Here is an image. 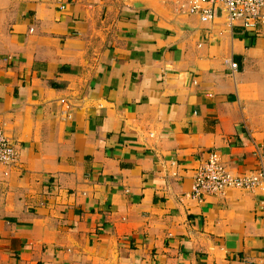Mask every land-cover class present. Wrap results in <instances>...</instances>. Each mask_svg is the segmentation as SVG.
Returning <instances> with one entry per match:
<instances>
[{
  "label": "crops",
  "instance_id": "crops-1",
  "mask_svg": "<svg viewBox=\"0 0 264 264\" xmlns=\"http://www.w3.org/2000/svg\"><path fill=\"white\" fill-rule=\"evenodd\" d=\"M183 1L0 0V264H264L263 188L190 196L258 168L264 28Z\"/></svg>",
  "mask_w": 264,
  "mask_h": 264
},
{
  "label": "built area",
  "instance_id": "built-area-1",
  "mask_svg": "<svg viewBox=\"0 0 264 264\" xmlns=\"http://www.w3.org/2000/svg\"><path fill=\"white\" fill-rule=\"evenodd\" d=\"M219 8L225 14L227 25L238 26L245 31L264 28V0H184L180 9L187 14L196 15L203 22L213 21ZM237 67L235 62L230 64ZM61 102L65 103L64 99ZM18 151L11 140L0 129V164L15 165ZM259 165L247 174H235L222 161L220 155L212 151L208 158L193 172L190 196L197 201L206 195L222 196L228 189L264 190V154L258 152Z\"/></svg>",
  "mask_w": 264,
  "mask_h": 264
}]
</instances>
